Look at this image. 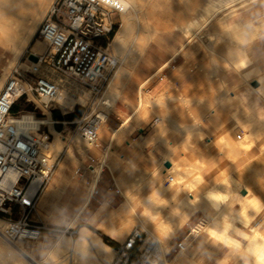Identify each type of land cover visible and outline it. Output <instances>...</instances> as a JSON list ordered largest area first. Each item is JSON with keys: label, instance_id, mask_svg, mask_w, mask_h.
<instances>
[{"label": "rangeland", "instance_id": "1", "mask_svg": "<svg viewBox=\"0 0 264 264\" xmlns=\"http://www.w3.org/2000/svg\"><path fill=\"white\" fill-rule=\"evenodd\" d=\"M155 1H143V19L140 20L139 25H136L137 28H135L134 36L130 39L127 49V56L129 58L132 57L135 52H141L142 50L139 56L140 58L138 57V59L134 63L131 69L132 71H130L128 75L124 76L126 78L122 77L119 80L120 82L117 81L118 84L116 83L114 87L110 86V84L114 80V75L117 73L120 66L119 64L110 71L107 80L103 83L102 94L96 96L92 94L91 90L87 86L83 85L79 81L54 71L49 65V62H44V60L40 66L39 75L47 77L50 81L59 86L58 88L60 90H63L67 94V96H69V98L75 101L78 100L81 96L88 98L87 103L84 105L77 103L73 106L72 111H69V109L64 111L55 102L51 105V108L49 110L42 111L39 109V98L33 92H30V95L28 96V98H25L24 101L22 99V101H18L20 104H24L25 106L27 105L29 107L28 110L21 111L18 114L33 115L39 121L44 119L46 120L49 117L53 122V132H56L62 136V140L64 141L62 151L60 153H57L53 150L50 151L54 170L62 161H69L71 165V173L64 180L62 190L56 192L51 202L47 205L48 213H44L47 217H49L47 223L52 225L47 226L53 229V231L44 233L41 239L36 241L20 240L14 242L21 243L24 249L37 261L43 262L45 259H52L51 263L57 262L59 259L53 256V252L54 247L58 244V242L61 241L62 238L66 237L70 238L72 242H77L80 239L81 235H83L84 230H87L90 233L99 236L101 242L108 247L110 246L107 242H113L117 245H120L132 232L140 230V232L143 231L144 233L143 234L141 232V235L143 237V244H145L144 247L145 249H149V256L151 257L149 260L143 261L140 264H208L210 259H213L212 264H260V262L256 260H259L257 249L260 247H264L262 246L264 244V238H262L264 236V199L260 197V203L258 207L257 204L254 206L248 203L250 201H243L241 198L247 195V193L245 195L242 194L245 191L243 188L249 189L250 193L252 194L256 193L252 188V181L259 174H264V127H262L263 120H258L253 115V113L246 111L243 107L244 101H242V99H240L239 97L233 102L226 100L225 97L231 90L228 89L225 84H222L219 79L215 83H213V88H207L206 96H198L193 94L191 96H183L181 94L182 92L180 94L179 92H177L176 94H179L180 96L176 95V100H162V104H154L155 102L151 101L148 96L142 94L143 92H145V89L148 86L147 83L143 87L142 85L139 87L138 100V64L146 54L150 45L154 43V41H156L160 37H169L168 39H170L171 46H178L182 44L185 45V47L180 52L182 58L185 59V64L181 68L182 71L183 69H197L198 63L196 61V57L198 56V52H200V50L203 52V55L206 56V58L210 62H212L211 64H213L215 55L213 50L210 49V46L215 45L216 33L214 31H211V26L213 24L215 26L218 25L219 29L223 31L224 45L225 40H227L229 36H231L230 38H236L237 40H239H235V43L238 45L244 44L245 41H252L257 36V27H252L253 25L251 24H248V27H245L242 24L230 26L229 23L231 22L233 15H235L239 9L255 3L258 0H256L255 2H253L254 0H237L238 2L236 0ZM187 2H190V4H188ZM192 2H194V4ZM223 3L225 4L224 6L222 5ZM149 4H154L152 5V8H154L153 6H155L157 10L154 11L155 9H152ZM187 4L189 8L186 7ZM192 5L196 7L194 8ZM211 5L214 6V8L217 6V8L204 9L207 8L206 6H209L208 8L212 7ZM232 6L234 7V10ZM220 7H224L223 11H221L222 8L220 9ZM231 8L233 11L231 10ZM228 9L230 10L228 11ZM208 10H212V13L216 10V15L218 17L215 15V17L205 25V21L208 20L212 15L208 12ZM202 12H205L204 16L207 15L205 19L204 17L202 18ZM207 12L208 14H206ZM150 13H153L152 16ZM186 13L191 17L189 18ZM198 13H200V15ZM199 18H202V20ZM111 20L113 21V23L118 24L119 15L117 13H113L111 15ZM188 21H190V23L200 21L199 25H197L196 27L194 25L193 27L194 29L192 32V39L186 38L187 27L189 26ZM214 21H216V23H214ZM186 22L188 23L186 24ZM224 22L227 24L224 25ZM151 25L153 27H151ZM200 26L203 27L201 28ZM224 26L226 27V29ZM227 26L230 27L227 28ZM152 33H154L152 39L149 41V44L147 46H144L143 48L141 46L143 44V40ZM37 41H40L42 43L38 36H35L34 41L25 49L23 55H21L19 58L14 57L16 54H14L11 49L7 47L5 49V47H2L0 45V84L2 83V85H4L11 73L17 70L20 77L24 82H26L28 89L29 87H33L36 76L31 74L33 62L29 60V56L32 54L30 53L32 52V46H34ZM228 41L230 42V47H232V41ZM220 43L221 42L219 40V44ZM42 46H44V48L43 51L40 52V56H44L47 52V47L44 43H42ZM194 46L195 48L199 49L197 50V52L192 53L190 52V48H194ZM110 50L116 57V53L112 46L110 47ZM240 53H242V57H244L248 61V59L246 58V54H244V52ZM242 57H240V60H242ZM226 58L228 60L234 59L232 55L230 58L229 54L226 56ZM243 68H245V70L253 71V73L249 77H247V80L258 77L260 75V70L253 64L251 59L248 61L247 65H244ZM223 69H228V64L224 63ZM202 71L206 74V76L211 77H214L217 72L214 64L210 65L209 63L207 64L205 69H202ZM217 74H220V71H218ZM218 78H220V75L218 76ZM227 90L228 92H226ZM115 93L116 95L119 94L121 98H123L127 93H129L130 95L129 109L124 107L122 113H120V120L116 122V124L120 125L121 123H124L126 119L129 120L127 123L129 130L125 131L124 136L121 135L122 130L118 132L119 134L115 133L114 136V131L105 134L104 136L102 133L105 129L106 123L103 124L100 130V138L107 143L105 145L107 146V148L105 153L98 152L95 150L94 145H91L81 139L77 130L76 123L81 118L94 115L98 112V110H102L103 104L101 106V103L103 102V99L108 96V94H111L112 97H115L116 95H113ZM260 94L261 95H259V100L264 101V93L260 92ZM214 95H217L219 99L221 96H223L220 104H222V107L224 108L221 107V109L220 107H218L219 105L217 101H215L214 103ZM142 98H145V102H143V105ZM187 100L189 103H186ZM158 101L159 100H157L156 102ZM212 103H214L213 106L215 105L213 108H211L212 106H208V104L212 105ZM166 104L169 106L168 110L166 109ZM184 106L190 107L192 110H176V108L178 109ZM207 106L210 107L209 109H211L212 111L207 109ZM98 107L101 108L97 109ZM137 109L139 111H137ZM112 113H114V110L109 111L108 115L110 116L112 115ZM54 115H58L60 119L56 120L54 118ZM171 115L176 117V119ZM170 117L173 123L171 121H168V119L171 120ZM138 118H141V121L138 120ZM158 118H161L160 123L162 124V126H167L166 128L164 127L166 133H164L163 139L162 137L161 139L159 138V134L157 137H154V139L150 140L148 145L154 146L156 150L160 145L163 146L166 150L164 155L163 153H161L160 157H156L153 155V153H150L148 160L149 166L146 167L140 165L138 155L134 156L131 159H123L122 157L114 154V149L117 146H123L125 148L127 145L126 142L133 143V141L138 138V126H141L145 123L152 124ZM177 121L178 124L175 123ZM174 123L176 124V126ZM230 124H233V126L229 127L228 125ZM171 125H173V128L171 127ZM178 125L181 127V130L179 129L180 127L178 128ZM202 126L205 127L202 128ZM174 128H177L176 131H174ZM115 129L117 130L118 127H115ZM42 133L43 136L49 137V144H52L55 141V134H52L48 125H43L41 127V131L37 134ZM174 138L180 141L179 144L172 147L170 145V141H172ZM200 143L203 145L204 151H200V149L198 148ZM111 151H113V153ZM168 151H172V157L175 158L176 170L173 172L175 173V176H173L172 173L167 172L164 164L162 163V161L166 159V153ZM239 152L241 153L239 154ZM254 152L255 157L253 155L252 159H247L248 153H250L251 155V153ZM92 154H94L98 159V164L93 165L94 167L103 166L105 160L108 158H110V161L113 160V165L107 164L103 166V179L101 180V182L99 181L97 188H95V192L90 200V210H86L84 216L79 217L78 222L73 228L70 229L68 228V226L75 215L74 213L86 199L92 185V169L89 168V165H92L89 161V156H91ZM189 154L192 157L190 160L188 158ZM216 156L218 157V160L215 162L214 157ZM243 159L244 161L242 162ZM207 161L212 162L214 172L212 175L204 178L199 176V174L200 171L204 170L207 167ZM105 167H108L109 169H106ZM116 175L125 177L127 182H129L127 183V193L128 196H130L129 200L131 203V207H129L128 211L125 212L122 217H120L118 221L120 236L118 237V239H116V241H114L106 236L111 235L103 232L100 229L103 221L97 222V220L103 218V216L99 217L97 220H95L94 218L90 223H86L87 221L85 220V217H87L95 210H97V213L95 215V217H97L98 212L105 204L108 205V212L120 209V206L118 207V204H123L125 201V197L121 194L122 189L117 183ZM225 179L227 180V183L224 182ZM234 180L237 184H235ZM49 182L50 180L44 185L37 199V207L40 208V210L41 208H43L40 202V197L46 190ZM104 182L107 184V186L105 187L107 190L113 189V192L111 193L116 199L119 200L118 203H113L112 205H110L99 197L100 189L103 186ZM204 182L208 183V190L215 189L216 192H218L220 195L227 196V199L223 200V202H227V204L229 205V209L226 210L228 219L223 217V215H218L217 213L207 214L204 211L197 209L196 207L191 205V203L186 202L188 195L194 193L203 195L206 192L204 189H202L201 191H197L201 188L202 184L204 185ZM181 186L183 188L185 186L186 188H188H184L186 189L184 190ZM179 189L182 190L180 193L177 192ZM132 193L134 194L133 197ZM176 193H178L180 196ZM184 195H186L187 197L185 196L184 198ZM76 196H78L79 200L70 220L61 222L54 221L57 214L53 212L51 213L49 211L50 205L54 206L57 213L62 214V211L60 209L66 208L68 204L74 202ZM240 202H247L249 207L246 204L242 206L243 203L240 204ZM144 204L149 205V209L148 207H145ZM58 207L59 210H56ZM244 207L248 208L244 210ZM145 209H147L148 214H146L147 212L145 211ZM177 213L179 216L181 215L182 217L187 218L188 215L189 217L185 222L180 223L179 219L182 217H178ZM234 215L236 217H234ZM200 216H202L206 222L203 226V229L200 230L199 235L191 236L189 238L187 251L181 254L178 253L176 251L175 244L181 242L185 237L188 236V234L191 233L194 228L199 225V223L201 222V220H198ZM220 216L223 217L224 220L223 218L221 219ZM244 217L248 220V226H245V223H242L243 221L245 222ZM14 218L18 219L20 218V215L16 214L14 215ZM149 218L152 219L151 222ZM220 219L223 221H225L226 219V225H231L233 222V225L235 224V226L243 230L248 236L245 235V237H243L242 234L241 236L240 231H237V233L230 231L226 228L227 226L224 225L225 223L220 222ZM227 220L231 224L228 223ZM126 221L130 223H127ZM0 222V228L3 230V227H5L6 225V221H4L2 217H0ZM140 222L142 225L146 224L147 227L151 225L150 230L152 231L151 234L153 236H150L146 231L141 229V227L139 226ZM124 224L125 226H122ZM209 228H213L217 232V234L218 232L227 231L233 238L239 241V243H226L227 245H225L224 241L226 240L219 239L218 237H220V235H216V237L212 238L208 235V232L210 231L207 232V230H209ZM229 228L232 229V227L230 226ZM251 228H255V232H251ZM254 237L256 239H254ZM157 240H160V242L161 240H163L162 247L163 251L165 252H163L164 255L162 256H160ZM6 242L7 241L4 240V243ZM219 243L222 245L219 246ZM6 244L8 246L10 245V247L13 246V244L8 242ZM237 245H239V247H237ZM110 248L114 252L112 253L113 257H110V259H112L111 264H132L133 259H127L126 257L123 258L120 255L116 254L115 249H113L112 247ZM220 249L224 250L221 251ZM211 250L216 252V254L217 252H219V250L221 252L219 255H217V257H215V254H210L211 252L209 251ZM206 252L209 253V255L205 256ZM77 254L78 252H76V255ZM79 256L80 255L78 254V256L74 259V264H79L80 261L83 260V258L81 256L80 258ZM178 257H182L181 260L183 261L178 263L176 261ZM201 257L203 258V260L200 259ZM95 258L97 261L98 259H100L98 256H95ZM145 258L147 259L148 255H145ZM80 264L87 263L81 261Z\"/></svg>", "mask_w": 264, "mask_h": 264}, {"label": "built area", "instance_id": "2", "mask_svg": "<svg viewBox=\"0 0 264 264\" xmlns=\"http://www.w3.org/2000/svg\"><path fill=\"white\" fill-rule=\"evenodd\" d=\"M122 11L116 0H55L36 33L47 47L45 55L38 60L48 61L54 71L79 81L92 94L101 95L103 83L117 66L110 47L121 23ZM113 13L119 15L118 24L111 20ZM32 64L31 74L36 79L33 87H29L30 92L38 96L40 110H49L55 103L58 86L39 75L40 67ZM25 85L15 70L0 91V217L6 221L1 236L11 244L20 240L36 241L44 233L53 231L44 223L30 221V216L37 212L38 196L51 179L54 165L47 151L49 137L37 134L43 125L24 123V115L12 113L17 102L30 95ZM101 114L98 111L76 123L81 139L91 145H97L106 122ZM89 161L93 169L96 161L90 157ZM16 214L20 218L15 219ZM205 223L201 219L187 237L175 244L178 253L187 251L189 238L199 235ZM141 232H132L117 246L116 254L133 259L132 264L149 260L150 252L144 247Z\"/></svg>", "mask_w": 264, "mask_h": 264}, {"label": "bare ground", "instance_id": "3", "mask_svg": "<svg viewBox=\"0 0 264 264\" xmlns=\"http://www.w3.org/2000/svg\"><path fill=\"white\" fill-rule=\"evenodd\" d=\"M118 1L122 8H123V11L121 12V23L119 25V27L117 28L118 30H116V35L114 36V39L112 41V44L111 46L113 47L115 53H116V61H117V65L119 64V68H118V71L117 73L114 75V80L113 82L110 84V86L114 87L118 82H120L119 80L128 75V73L130 71H132V67L134 65V63L136 62V60L138 59V57L140 56L141 52H135L133 54L132 57H128V53H127V49H128V46H129V42H130V39L134 36V31H135V28L136 25L138 24L139 25V22L140 20H142V16H143V13H144V3L143 1L144 0H116ZM155 1V0H154ZM194 1V0H193ZM237 1V0H236ZM239 1V0H238ZM237 1V2H238ZM256 0H254L253 2H255ZM55 2V0H0V45L2 47H6L11 49L14 54H16L14 57L16 58H19L21 55H23L25 49L34 41L35 39V36H36V33H37V30L41 24V22L43 21L46 13L48 12V10L50 9L51 5ZM156 2V1H155ZM235 2V1H234ZM188 3V2H187ZM194 4V2H192ZM190 4V2L188 3ZM188 7L189 8V6ZM150 5V4H149ZM148 5V6H149ZM152 5L154 4H151V8H152ZM223 6L225 5L224 3L222 4ZM229 5V4H228ZM147 6V7H148ZM193 6V5H192ZM212 6V5H211ZM221 6V4H220ZM235 6V5H234ZM154 8L152 9H155L154 11L157 10V8L155 6H153ZM194 7V6H193ZM196 7V6H195ZM194 7V8H195ZM207 8H204V9H211V8H214V6L208 8L209 6H206ZM226 7V6H225ZM233 7V6H232ZM191 8V7H190ZM217 8V6L215 7ZM214 8V9H215ZM222 7H220L221 9ZM213 9V10H214ZM219 9V8H218ZM219 9V10H220ZM224 7L221 9V11H223ZM188 10V9H187ZM194 10V9H193ZM198 10V8H197ZM230 9H228L229 11ZM232 10V8H231ZM233 10H234V7H233ZM232 10V11H233ZM207 11V10H206ZM205 11V12H206ZM204 12V13H205ZM209 13H211V17L209 18V15H208V20L205 21V25L207 23H209L214 17L215 15L217 14L216 13V10L212 13V10H208ZM208 12L206 14H208ZM188 13V12H187ZM186 13V14H187ZM203 12L201 14H203L202 18L207 16H204ZM220 13V12H219ZM231 13V12H230ZM151 16L153 13H150ZM190 14V13H189ZM200 15V13H198ZM148 15V14H147ZM188 15V14H187ZM145 16V15H144ZM189 16V15H188ZM187 16V17H188ZM217 16V15H216ZM234 16V15H233ZM191 16H189L190 18ZM218 17V16H217ZM202 18H199L202 20ZM194 19V18H193ZM196 19V18H195ZM203 19V20H204ZM191 20V19H190ZM151 21V20H150ZM194 21V20H193ZM217 21V20H216ZM216 21H214V23H216ZM222 21V20H221ZM189 22V26L187 27V37L188 39H192V36H193V27L195 25V27L197 25H199V22L200 21H196L195 23H190ZM186 22V24L188 23ZM148 23V22H147ZM175 24V23H174ZM203 24V23H202ZM212 24V23H211ZM219 24V23H218ZM224 25H226L227 23H223ZM239 24V23H238ZM214 25V24H213ZM252 25V24H251ZM218 26V25H217ZM216 26V27H217ZM243 26H247L246 24H244ZM151 27H153L151 25ZM201 27V26H200ZM203 27V26H202ZM201 27V28H202ZM212 27H215L212 26ZM215 27V28H216ZM222 27V25H221ZM225 27V26H224ZM230 27V26H227V28ZM244 27V28H245ZM248 27V26H247ZM254 27V26H252ZM174 28V27H173ZM219 28V27H218ZM211 29V27H210ZM226 29V27H225ZM219 30V29H217ZM254 30V28H253ZM256 30V29H255ZM211 31H213L211 29ZM216 31V30H215ZM241 31V30H240ZM202 32V31H201ZM253 32V31H252ZM255 32V31H254ZM196 33V32H195ZM154 33H152L151 35L149 34L147 36V38H145L143 40V44L141 45L143 48L144 46H147L149 44V41L152 39ZM195 35V34H194ZM253 36V35H252ZM256 36V35H255ZM231 36H229L230 38ZM222 38V37H221ZM200 39V38H199ZM217 41V40H216ZM211 42V41H210ZM198 46V45H197ZM43 48L44 46H42V43L39 41H37L35 43L34 46H32V53L31 55H34L36 57L40 56V52L43 51ZM184 48V47H183ZM195 48V46H194ZM210 48V47H209ZM212 48L215 49V46H213ZM211 49V48H210ZM187 51V50H186ZM193 51V50H192ZM215 52V51H214ZM217 52V51H216ZM213 55V54H212ZM130 56V55H129ZM214 56V55H213ZM234 56L236 57H241L242 54L241 53H235ZM140 58V57H139ZM18 60V59H17ZM227 61V64H228V68H233L234 70H236L237 72H239L245 79H247V77H249L250 75V72L249 70H245L244 65H247L248 61L246 59L244 60H240V61H236V58H234L233 60H226ZM12 63V62H11ZM14 63V62H13ZM34 63V62H33ZM43 63L42 60H38L37 62H35V65L40 67L41 64ZM15 64V63H14ZM13 64V65H14ZM10 67V66H9ZM12 67V65H11ZM166 67V66H165ZM25 68V67H24ZM8 69V68H7ZM130 75V74H129ZM238 76V74H237ZM126 78V77H124ZM243 78V79H244ZM144 83V82H143ZM248 83V82H247ZM118 84V83H117ZM144 85V84H143ZM0 87H3L0 86ZM59 87V86H58ZM25 90L27 92H30V89H28V86L25 85L24 86ZM116 88V87H115ZM119 88V87H118ZM62 89V88H61ZM118 90V89H117ZM235 90V89H234ZM233 91V90H231ZM228 90L226 92H228L227 96L225 97L226 100L228 101H231L233 102L234 100L238 99L237 96H232V92ZM118 93V92H117ZM264 93V91L262 92ZM226 94V93H225ZM69 95V94H68ZM113 95H116L113 94ZM223 95V94H222ZM261 95V94H260ZM71 96V95H70ZM221 96V95H220ZM145 97V96H144ZM263 97V96H262ZM119 98L120 95H116L115 97H112L111 94L108 96H106L104 99H103V102L101 103V106L103 104V107H102V119L103 121L107 120V117H108V113L109 111H111L116 103L119 101ZM222 98V97H220ZM214 99V103H215V98ZM139 100V99H138ZM218 100V99H217ZM88 101V98L84 97V96H81L78 100H73L71 98H69V96H67V94L63 91V90H60L58 88V94H57V97L55 99V102L59 105V107L62 109V110H67L69 109V111H72L73 110V106L77 103H80L82 105L86 104ZM147 101V100H146ZM143 102H145V98H142V105H143ZM166 102V101H165ZM188 102V100L186 101V103ZM192 102V101H191ZM223 102V100H222ZM221 102V103H222ZM160 104L161 102L158 101L154 104ZM189 103V102H188ZM212 105H209L208 106H212L211 108H213V104ZM218 105H220L219 103V100H218ZM217 103H216V107H217ZM211 104V103H210ZM141 105V106H142ZM225 105V104H224ZM223 105V106H224ZM140 106V107H141ZM163 106V105H162ZM207 106V107H208ZM222 107V104L220 105ZM210 107H208L207 109H209ZM215 107V108H216ZM101 108V107H100ZM99 107L97 109H100ZM167 108V107H166ZM172 108V107H171ZM175 108V107H174ZM224 108V107H222ZM221 108V109H222ZM136 109V107H135ZM142 109V108H141ZM177 109V108H176ZM211 110V109H209ZM99 111V110H98ZM137 111H139L137 109ZM212 111V110H211ZM138 114V112H137ZM224 114V113H223ZM143 115V114H142ZM172 116V115H171ZM174 117V116H172ZM169 118V117H168ZM176 119V117H174ZM173 118V119H174ZM219 118V117H218ZM141 119V118H139ZM143 119V118H142ZM159 119V118H158ZM166 119V118H164ZM171 119V117H170ZM161 120V118L159 119ZM23 121L24 123H33V124H37V123H40L42 125H48L49 128H50V131L52 132V134L54 133L55 134V141L52 143V144H48L47 146V151H56L57 153H60L63 149V146H64V141L62 140V136L56 132H53V129H52V124L53 122L51 121V119L48 117V119H44V120H41L40 122H37L36 119L33 117V115H24L23 117ZM126 121V120H125ZM129 121V120H128ZM141 121V120H140ZM168 121L172 122V119ZM175 121V120H174ZM125 123V122H124ZM173 123V122H172ZM176 124H178V121L175 122ZM174 123V124H175ZM173 124V125H174ZM175 124V126H176ZM124 125V124H123ZM171 125V127L173 126ZM180 125V124H179ZM178 125V128L181 126ZM127 126V125H126ZM159 126V124H158ZM164 126V125H163ZM163 126H161L163 128ZM123 127V126H122ZM165 127V126H164ZM167 127V126H166ZM165 127V128H166ZM121 128V127H120ZM161 128V130H162ZM173 128V127H172ZM175 129V128H174ZM177 129V128H176ZM176 129L174 131H176ZM181 130V127L179 128ZM178 129V130H179ZM183 129V128H182ZM160 130V129H159ZM170 130V129H169ZM179 130V131H180ZM119 131V130H118ZM118 131H115L116 133ZM165 131V130H164ZM159 132V131H158ZM162 132V131H161ZM183 132V131H182ZM123 133V131H122ZM125 133V131H124ZM123 133V134H124ZM166 133V132H165ZM115 134V133H113ZM119 134V133H118ZM117 134V135H118ZM180 134V132H179ZM183 134V133H182ZM122 135V134H121ZM124 136V135H123ZM157 136V135H156ZM116 137V135H115ZM160 139H161V136H159ZM164 137V136H163ZM154 138V137H153ZM156 140V139H155ZM162 141V140H161ZM166 141V140H165ZM164 141V142H165ZM168 141V140H167ZM118 143V142H117ZM179 147V146H178ZM172 149V148H170ZM111 150V149H109ZM108 151V150H107ZM110 152V151H109ZM113 153V151H111ZM241 152H239L240 154ZM168 154V153H167ZM164 155V154H163ZM174 155V154H173ZM110 157V156H109ZM107 158V157H106ZM165 161H169L171 163V167L168 169V172L169 173H172L173 176H175L173 173L176 168H175V160L173 159L172 157V151L169 152V155H168V158L164 159V161H162V163H164ZM113 160L110 161V158L106 159L105 162H104V165H113ZM103 165V166H104ZM119 165V164H118ZM103 166H96L94 167L91 172H92V175H93V181H92V185L90 187V190L87 194V197L86 199L82 202V204L78 207L77 211L74 213V217L71 221V223L69 224L68 228H73L75 226V224L78 222L79 220V217L81 215V213L83 212V210L87 207V205L89 204L94 192H95V188L97 186V184L99 183V181L102 179V170H103ZM61 167V166H60ZM113 167V166H112ZM117 167V166H116ZM179 172V170H178ZM177 173V172H176ZM62 175V174H61ZM170 175V174H169ZM116 178H117V183L119 185V187L122 189V195L125 197V201L124 203L121 205L120 209L119 210H113L111 212H108V205L105 204L101 209L100 211L98 212V215L97 217L95 218V220H97L99 217L101 216H104V215H107L106 218L103 220V223L101 224L100 226V229L111 235L114 239H118V237L120 236V228L118 227V221L120 219V217H122V215L128 211V208L131 207V203H130V196H128V193H127V180L125 177H122L120 175H116ZM235 181V180H234ZM179 183V182H178ZM189 183V182H188ZM187 183V184H188ZM193 183V182H192ZM235 184L236 181H235ZM234 184V185H235ZM189 185V184H188ZM239 185V184H238ZM182 187V186H181ZM183 188V187H182ZM180 188V189H182ZM186 188V186L184 187ZM183 188V189H184ZM188 188V187H187ZM186 188V189H187ZM194 188V187H193ZM191 188V189H193ZM240 188V187H238ZM178 190L177 192L180 193L182 190ZM184 189V190H186ZM247 191V195L243 196V198H241L243 201L247 200L248 201H255L256 204L258 205L259 207V198L250 193L246 188H243ZM52 193V192H51ZM176 193V194H178ZM184 194V192H183ZM133 193H132V197H133ZM179 195V194H178ZM187 195V194H186ZM184 195V198L185 196ZM222 196L220 195L218 192H216L215 189H210L208 191H206L203 195L201 194H197V193H194V194H190L188 195L187 197V200L186 202H189L191 203V205H193L194 207H196L197 209H200L202 211H204L205 213L207 214H220V215H223V217L227 218L228 219V215L226 213V210L229 209V205L227 204V202H223V200H216L214 199L215 196ZM177 196V195H176ZM180 196V195H179ZM225 196V195H223ZM227 197V196H226ZM183 198V199H184ZM134 199V198H132ZM240 199V200H241ZM239 200V199H238ZM241 200V201H242ZM133 201V200H132ZM240 202L243 203L242 206H244V204L248 205V203L250 202ZM188 203V204H189ZM251 204V203H250ZM255 204V205H256ZM133 205V204H132ZM245 205V206H246ZM253 205V204H252ZM251 205V206H252ZM261 205V204H260ZM145 207H148L149 209V205H146L144 204ZM250 206V207H251ZM144 207V208H145ZM249 207V205H248ZM247 207V208H248ZM245 208V207H244ZM247 208H245L244 210H246ZM133 209V208H132ZM243 209V208H242ZM145 211L147 212V209H145ZM249 211V210H248ZM244 212V211H243ZM148 214V212L146 213ZM241 214V212H240ZM178 215V213H177ZM187 215V214H185ZM237 215V214H235ZM234 215V217H236ZM181 216V215H180ZM178 215V217H180ZM184 216V215H183ZM207 216V215H206ZM246 216V215H245ZM150 217V216H149ZM182 217V216H181ZM189 216L187 215V218ZM211 217V216H210ZM215 217V216H214ZM221 217V216H220ZM221 217V219L223 218ZM186 217H182L179 219L180 223L182 222H185L187 220ZM212 218V217H211ZM230 218V216H229ZM241 218V217H239ZM243 218V217H242ZM139 219V218H138ZM145 219V218H144ZM150 219V218H149ZM148 219V220H149ZM155 219V218H154ZM220 219V222L222 223H225L226 222V219L225 221L224 218L223 220ZM235 219V218H233ZM232 219V220H233ZM143 220V219H142ZM152 219H150V222H151ZM178 220V218H177ZM217 220V219H215ZM238 220V219H237ZM244 220L245 222L243 221L242 223L244 224L245 223V226H248V220L244 217ZM247 220V221H246ZM228 221V220H227ZM242 221V219H241ZM94 222V221H93ZM127 223H130L128 221H126ZM143 222V221H142ZM175 222V221H174ZM1 223V222H0ZM117 223V224H116ZM173 223V222H172ZM227 223V222H226ZM226 223L224 225H226ZM228 223H230L228 221ZM149 224V223H148ZM147 224V225H148ZM231 224V223H230ZM229 225V224H228ZM226 225L227 229H229L230 231L232 232H236L237 231H240V235L242 234L243 237H245V235H247L243 230H241L239 227L235 226V224L233 225V222L231 225H229L231 228H229V226ZM122 226H125L122 225ZM131 226V225H130ZM133 226V225H132ZM139 226L141 227L142 230L146 231L150 236H153L151 234V225L149 227L146 226V224L142 225L141 222L139 224ZM158 226V225H157ZM179 226V225H178ZM153 227V226H152ZM4 228V227H3ZM126 228V227H125ZM154 228V227H153ZM157 229V228H156ZM155 229V230H156ZM129 230V228H128ZM1 231L2 229L0 228V234H1ZM125 231V230H124ZM210 231V232H208ZM257 231V230H256ZM154 232V231H153ZM156 232V231H155ZM208 232V235L212 238L213 236L211 235V233H214L216 235H220L219 239H225L226 241H224V244L227 245L226 243L228 244H238L239 241H237L235 238H233L227 231H223V232H217L213 229V228H209V230H207ZM251 232H255V228H251ZM259 233V232H258ZM262 233V231H261ZM260 233V234H261ZM255 234V233H254ZM241 235V236H242ZM124 236V235H123ZM248 236V235H247ZM259 236V235H258ZM257 236V237H258ZM264 237V236H263ZM254 239H256L254 237ZM157 244H158V249L160 251V256L164 255L163 252V247H162V241L160 242V240H157ZM7 243V242H6ZM6 243H4V239L2 238V236L0 235V264H74V259L78 256V254L83 258V260L81 261H84L85 263L87 264H111L112 262V259H110V257L112 255V253H114L112 251V249L110 247H108L107 245L103 244L101 242V239L99 236L95 235V234H92L90 233L89 231L87 230H84L83 231V235H81L80 239L77 241V242H72L70 238H62L61 241L58 242V244L54 247V252H53V256L58 258L59 260L55 263H51L52 259H45L43 262L41 261H37L31 254H29L23 247V245L21 243H14L13 246L10 247V245L8 246ZM165 243V242H164ZM163 243V244H164ZM220 243H223V242H220ZM219 243V246H221L222 244ZM223 244V245H224ZM264 246V244L262 245ZM165 247V245H164ZM76 252H78V254L76 255ZM183 253V252H180V254ZM76 255V257H75ZM79 256V257H80ZM95 256L99 257L100 259H98V261L96 260ZM80 257V258H81ZM259 257V256H258ZM79 258V259H80ZM182 257H178L176 259V261L178 263L182 262L183 260H181ZM254 260V258H253ZM256 260V259H255ZM80 261V263H81ZM256 261H259V260H256ZM260 262V261H259ZM79 263V264H80Z\"/></svg>", "mask_w": 264, "mask_h": 264}, {"label": "crops", "instance_id": "4", "mask_svg": "<svg viewBox=\"0 0 264 264\" xmlns=\"http://www.w3.org/2000/svg\"><path fill=\"white\" fill-rule=\"evenodd\" d=\"M238 23L242 25L252 24L254 27H257L258 28L257 36L252 41H245L244 44L242 45H238L235 43V40H237L236 38H227V40H225V45H224L223 31L220 30L218 26L217 27L215 26L216 28L212 27L214 25L211 26L212 30L216 33L215 38L217 40L215 42V45L210 46L213 52L215 51L214 52L215 58L213 60V64L217 72L220 71V74H217L216 72L214 77L206 76V74L202 71V69L206 68L208 63L210 65H213V64H211L212 62H210L206 58V56L203 55V52L201 50L200 52H198L199 54L196 57V61L198 63L197 69L196 70L183 69L182 71L181 68L185 64V59L182 58V56L180 55V52L182 51L183 47H185V45L182 44L178 46L177 45L171 46L170 39H168L169 37L167 38L160 37L156 41H154V43L150 45L146 54L144 55V57L141 59L140 63L138 64V99H139V87L141 85L143 87L147 83H148V86L145 89V92L142 91L143 92L142 94L148 96L153 102L157 100L161 102L162 100H166V99L174 101L176 100V95L180 96L179 94L181 92L183 96H191L192 94L198 95V96H206L207 88L208 87L210 89L213 88L212 87L213 83H215L219 79L220 82L222 84H225L228 89L233 90L231 91L232 96H237L240 99H242V101H244L243 107L245 108L246 111L253 113V115L258 120H263L262 127H264V101L259 100L260 92L264 91V0H258L255 3H252L244 8L239 9L238 12L233 16L229 25L236 26V25H239ZM219 40L221 42L220 44H219ZM228 40L232 41L231 42L232 47H230L229 45L230 42ZM213 46H215V49L212 48ZM198 49L199 48H190V52L195 53L197 52ZM240 52H244V54H246V58L248 59V61L251 59L253 64L260 70V75L258 77L247 80L233 68H228L226 70L223 69V64L224 63L227 64L226 56L229 54L231 58V55H232V57L236 58V61L238 62L240 61V57H236L234 56V54L240 53ZM241 59L244 60L245 58L242 57ZM249 72H250V75L253 73V71L251 70H249ZM219 75H220V78H218ZM254 84H257V87H254L253 86ZM0 86H2V83L0 84ZM2 88L0 87V89ZM177 92H179V94H176ZM129 96H130L129 93H127L124 95L123 98H120V100L116 103L115 107L112 109V111L114 110V113H112V115L110 116L108 115L107 120L105 122L106 126L102 133L104 136L105 134L111 133L112 131L116 133L115 131L122 130L124 133V131L129 130L128 125H127L128 123L127 119L125 123H121L120 125L116 124V122L120 120V117H121L120 113H122L123 108L125 107L129 109V104H130ZM221 97L223 98V96ZM214 98H215V101L217 102L218 100L220 102L222 99V98L219 99L217 95H214ZM160 104H162V102ZM220 105L218 107L221 108ZM166 107H167L166 109L168 110L169 106L167 105ZM176 110L190 111L192 109L190 107L184 106ZM138 120L140 119L138 118ZM160 124H161L160 120L156 119L155 122H153L152 124L145 123V124H142L141 126H138V138H136L133 141V143L126 142L127 145L125 148L123 146H117L114 149V154L122 157L123 159H131L134 156L138 155V160H139L140 165L148 167L149 166L148 160H149L150 153H153V155L156 157H160L161 153L164 154L166 152L165 148L161 145L158 147L157 150L154 146L148 145L149 141L154 139L153 137H157L159 134H160L159 136H161L163 139V136L166 130L164 126L162 128L161 127L162 124L161 125ZM228 126L232 127L233 124H230ZM115 127H118V129L116 130ZM204 127L205 126H202V128ZM123 133L121 134L124 135ZM179 141L180 140L174 138L172 141H170V145L173 147L179 144ZM106 144L107 143L105 141L101 140L100 135H99V141L97 145H94V148L98 152L105 153L106 148H107V146H105ZM198 148L200 149V151H204V147L201 143L199 144ZM169 152L170 151L167 152L168 154L166 153V158H168ZM189 155H188V158L190 160L192 157L191 155L190 156ZM253 155L255 157V152L251 153V155L250 153H248L247 159H250V158L252 159ZM89 157L93 158L96 161V164H98V159L94 154H92ZM217 158H218L217 156L214 157L215 162L218 160ZM173 159L175 160L174 157ZM243 161L244 159L242 160V162ZM165 162H169V161H165ZM206 164H207V167L204 170L200 171V174H199V176L204 177V178H207L208 176L212 175L214 172L212 162L207 161ZM70 167L71 165L69 161H62L53 171L50 182L48 183L46 190L43 192V194L40 197V202L43 208H41L40 210V208L37 207V212L30 216L31 222L44 223L49 226L51 225L47 223L49 217H47L44 213H48L47 205L48 203L51 202L56 192L62 190L64 180L71 173ZM89 168H91L90 165H89ZM105 168L109 169L108 167H105ZM166 171L168 172L167 169ZM106 186L107 184L104 182L103 186L100 189L99 197L110 205H112L113 203H118L119 200L116 199L111 193L113 192V189L107 190L105 188ZM207 187H208V183L204 182V185L202 184L201 188L197 191H201L202 189H204L205 191H208ZM252 188L256 192L253 194L259 198V201H260V197L264 199V174L263 173L259 174L252 181ZM247 190L249 191V189ZM78 200L79 198L78 196H76L74 202H71L70 204H68L66 208L60 209L62 211V214L57 213L55 211L54 206L50 205L49 211L51 213L53 212L57 214L54 221L56 222L69 221L71 216L74 213L75 207L77 206ZM121 205L118 204V207L119 206L121 207ZM90 208H91V202L83 210L80 217H83L86 210H90ZM56 210H59V207ZM96 213H97V210H95L94 212L89 214L87 217H85V220L87 221L86 223H90L94 218H96L95 217ZM106 216L107 215H104L103 218L98 219L97 222L103 221V219H105ZM201 219H203L202 216H200L198 220L200 221ZM106 236L109 237L111 240L116 241V239H114L112 236H108V235ZM220 250L223 251L224 249H220ZM220 250L219 252H217V254L216 252L212 250L209 252H211L210 253L211 255L215 254V257H217V255H219L221 252ZM207 255H209V253L206 252L205 256ZM200 259L203 260L202 257ZM212 263H213V259H210L208 264H212Z\"/></svg>", "mask_w": 264, "mask_h": 264}, {"label": "trees", "instance_id": "5", "mask_svg": "<svg viewBox=\"0 0 264 264\" xmlns=\"http://www.w3.org/2000/svg\"><path fill=\"white\" fill-rule=\"evenodd\" d=\"M23 101H24V99H22ZM21 100V101H22ZM29 109V107L26 105H24V104H20L19 102L14 106V108H13V110H12V113L13 114H18L19 112H21V111H24V110H28ZM54 118L56 119V120H59L60 119V117L58 116V115H54ZM108 243V245L110 246V247H112L113 249H116L117 248V244L116 243H113V242H107Z\"/></svg>", "mask_w": 264, "mask_h": 264}, {"label": "clouds", "instance_id": "6", "mask_svg": "<svg viewBox=\"0 0 264 264\" xmlns=\"http://www.w3.org/2000/svg\"><path fill=\"white\" fill-rule=\"evenodd\" d=\"M225 183H227V180L225 179L224 181ZM214 199L216 200H226L227 197L226 196H215ZM264 238V237H262ZM237 247H239V245H237ZM257 255L259 256V261H260V264H264V247H260L257 249Z\"/></svg>", "mask_w": 264, "mask_h": 264}, {"label": "water", "instance_id": "7", "mask_svg": "<svg viewBox=\"0 0 264 264\" xmlns=\"http://www.w3.org/2000/svg\"><path fill=\"white\" fill-rule=\"evenodd\" d=\"M29 60L35 63V62L38 61V57H36V56H34V55H30V56H29ZM253 86H254V87H257V84H254ZM164 166H165L166 168H170V167H171V164H170V162H165V163H164ZM242 194L245 195V194H246V191H244Z\"/></svg>", "mask_w": 264, "mask_h": 264}, {"label": "snow or ice", "instance_id": "8", "mask_svg": "<svg viewBox=\"0 0 264 264\" xmlns=\"http://www.w3.org/2000/svg\"><path fill=\"white\" fill-rule=\"evenodd\" d=\"M250 203L253 204L254 206H255V204H256L255 201H250ZM211 235H212L213 237H216V234H215V233H211ZM218 238H219V237H218Z\"/></svg>", "mask_w": 264, "mask_h": 264}]
</instances>
